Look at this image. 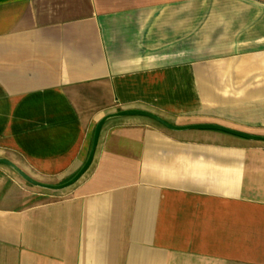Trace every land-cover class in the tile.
<instances>
[{
	"label": "crops",
	"instance_id": "crops-1",
	"mask_svg": "<svg viewBox=\"0 0 264 264\" xmlns=\"http://www.w3.org/2000/svg\"><path fill=\"white\" fill-rule=\"evenodd\" d=\"M129 109L264 137V0H0V157L60 184ZM0 264H264V140L118 115L66 188L0 164Z\"/></svg>",
	"mask_w": 264,
	"mask_h": 264
},
{
	"label": "water",
	"instance_id": "water-1",
	"mask_svg": "<svg viewBox=\"0 0 264 264\" xmlns=\"http://www.w3.org/2000/svg\"><path fill=\"white\" fill-rule=\"evenodd\" d=\"M132 114L150 117V118L154 119L155 121L159 122L160 124H162L163 126L169 128V129H174V130H180V129H184V128L213 129V130H219V131L227 132V133H230V134L242 137V138L263 139L264 140L263 136L247 134V133H244L241 131H237V130L228 128V127L223 126V125L213 124V123H202V124H192V125H187V126H176V125H173V124L167 122L166 120H164L163 118L159 117L158 115H156L154 113L144 111V110L129 109V110H122V111L115 112V113H110V114L104 115L101 119H99V121L96 123L95 128H94L91 146H90L88 156H87L85 162L83 163L81 168L71 178H69L65 182H62L60 184H48V183L39 182V181L29 177L23 170H21L18 166H16L13 162H11L10 160H8L6 158L0 157V164L7 165L14 172H16L19 176H21L26 182H28L32 185L42 187V188L51 189V190H59V189L66 188V187L72 185L74 182H76L80 178V176L85 172V170L89 167V165L92 161L94 152H95V148L97 145V141H98L100 130H101L103 123L107 119H109L110 117H113V116L132 115Z\"/></svg>",
	"mask_w": 264,
	"mask_h": 264
},
{
	"label": "rangeland",
	"instance_id": "rangeland-1",
	"mask_svg": "<svg viewBox=\"0 0 264 264\" xmlns=\"http://www.w3.org/2000/svg\"><path fill=\"white\" fill-rule=\"evenodd\" d=\"M35 190H37V189H35Z\"/></svg>",
	"mask_w": 264,
	"mask_h": 264
}]
</instances>
